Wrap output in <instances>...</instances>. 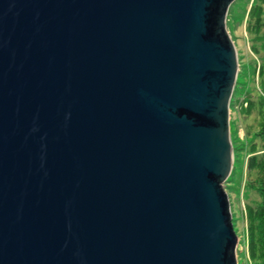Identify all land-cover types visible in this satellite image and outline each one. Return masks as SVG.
Listing matches in <instances>:
<instances>
[{
	"label": "water",
	"instance_id": "obj_1",
	"mask_svg": "<svg viewBox=\"0 0 264 264\" xmlns=\"http://www.w3.org/2000/svg\"><path fill=\"white\" fill-rule=\"evenodd\" d=\"M235 1L0 0V264H238Z\"/></svg>",
	"mask_w": 264,
	"mask_h": 264
},
{
	"label": "rangeland",
	"instance_id": "obj_2",
	"mask_svg": "<svg viewBox=\"0 0 264 264\" xmlns=\"http://www.w3.org/2000/svg\"><path fill=\"white\" fill-rule=\"evenodd\" d=\"M254 0H236L230 7L227 28L237 47L239 71L230 102V131L234 149L232 171L225 181V189L230 200L232 220L238 235V264H252L249 236L247 228L246 204L260 201L259 194L246 185L247 161L252 149V137L258 129V121L254 115L245 118L247 99L251 92L249 79L256 67L258 59L250 45L247 18ZM243 36V37H242ZM252 132V134H247Z\"/></svg>",
	"mask_w": 264,
	"mask_h": 264
},
{
	"label": "trees",
	"instance_id": "obj_3",
	"mask_svg": "<svg viewBox=\"0 0 264 264\" xmlns=\"http://www.w3.org/2000/svg\"><path fill=\"white\" fill-rule=\"evenodd\" d=\"M246 25L259 65L249 79L251 92L247 99V114L244 115L245 118L254 115L258 121V129L252 137L253 150L247 161L245 182L260 196L259 202L246 204V221L251 262L264 264V0H254Z\"/></svg>",
	"mask_w": 264,
	"mask_h": 264
}]
</instances>
